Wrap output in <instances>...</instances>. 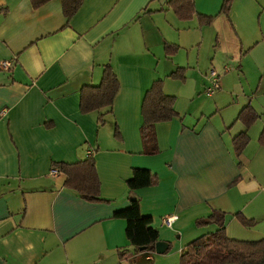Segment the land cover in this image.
Listing matches in <instances>:
<instances>
[{
    "label": "crops",
    "instance_id": "1",
    "mask_svg": "<svg viewBox=\"0 0 264 264\" xmlns=\"http://www.w3.org/2000/svg\"><path fill=\"white\" fill-rule=\"evenodd\" d=\"M169 2L83 0L66 22L61 0L38 9L0 0V63H11L0 69V264H179L188 243L217 230L196 226L216 210L229 239H264V0H233L227 17L223 0H195L197 14L214 17L207 26L179 19ZM221 65L233 69L207 100L208 72ZM105 66L119 81L112 109L82 113L81 89L97 86ZM178 70L184 81L171 78ZM157 81L177 116L155 126L157 152L146 155L141 105ZM238 84L246 88L234 97ZM245 107L258 116L249 126L237 119ZM242 132L249 142L236 157ZM91 150L100 201L64 187L54 168ZM135 169L158 183L130 191ZM131 198L166 253L133 254L126 221L114 216Z\"/></svg>",
    "mask_w": 264,
    "mask_h": 264
},
{
    "label": "trees",
    "instance_id": "2",
    "mask_svg": "<svg viewBox=\"0 0 264 264\" xmlns=\"http://www.w3.org/2000/svg\"><path fill=\"white\" fill-rule=\"evenodd\" d=\"M48 1L30 0V3L33 9H38ZM232 1L223 0L220 14L228 16ZM82 2L83 0H61V10L66 22L78 11ZM169 6L183 21L196 18L199 25L204 26L211 25L214 20L213 17H205L196 13L195 0H170ZM166 47L172 51L177 49L175 46ZM171 78L184 81L182 70L173 73ZM118 90L119 81L116 74L110 67L105 66L101 81L97 86H84L81 89V112L89 113L103 109L111 111ZM174 103L175 98L163 92L161 81L154 82L145 93L141 105L143 123L140 134L146 155L157 152L155 126L159 123L169 122L177 116ZM257 118L258 116L250 107H245L237 119L246 122L249 126ZM100 123H103L101 119ZM115 135L118 136L117 129H115ZM232 142L236 157H240L249 138L245 132H242L234 137ZM260 142H264V131L260 135ZM93 153L94 151L91 150L84 160L77 163L56 164L54 168L64 175V187L74 189L85 200L100 201L99 182ZM157 183L158 178L150 171L135 169L132 172V178L127 182V187L130 191H134L154 186ZM114 216L126 221L125 234L133 248V254L156 253L155 245L159 242L158 232L151 226V218L141 215L138 199L131 198L128 207L115 212ZM225 217L224 212L216 210L208 218L196 222V226L214 224L217 226V230L188 243L180 254L179 264H264V239L256 242L229 239L225 230ZM234 217L244 227H251L254 224L253 220H248L241 214H235ZM127 254H129L127 251L120 252L121 258Z\"/></svg>",
    "mask_w": 264,
    "mask_h": 264
},
{
    "label": "built area",
    "instance_id": "3",
    "mask_svg": "<svg viewBox=\"0 0 264 264\" xmlns=\"http://www.w3.org/2000/svg\"><path fill=\"white\" fill-rule=\"evenodd\" d=\"M11 66V63L8 62H1L0 63V69L7 71ZM230 69L229 68H225L224 72L227 73L229 72ZM209 85L206 87V89L204 90V93L207 97H212L216 91L219 89V75L216 73L215 70H210L208 73V78H207ZM58 174V171L56 170H52L51 171V175L55 176ZM176 220V216H169L166 219H164L163 224L166 227H171V225L173 224V222Z\"/></svg>",
    "mask_w": 264,
    "mask_h": 264
},
{
    "label": "rangeland",
    "instance_id": "4",
    "mask_svg": "<svg viewBox=\"0 0 264 264\" xmlns=\"http://www.w3.org/2000/svg\"><path fill=\"white\" fill-rule=\"evenodd\" d=\"M222 5V4H221ZM220 9H221V7H220ZM202 16H204V15H202ZM205 17H212V16H205ZM214 18V17H213ZM196 20V22H197V24L199 25V22H198V19H195ZM214 21V20H213ZM202 26V25H201ZM204 26H207V25H204ZM228 59L229 58H227V60L226 61H228ZM249 58H247V60H248ZM247 60H245V61H247ZM220 67H221V69H220ZM225 67H227V68H229V69H233L232 68V66H224V65H221V66H218V67H216V69H215V71L217 72V74L219 75V77L221 76L222 78L225 76V72L223 73V69L225 70ZM234 71V70H233ZM233 71H231V73H233ZM209 73V72H208ZM249 79H253V83H251L252 84V89H255V87H256V83H257V80H258V75L255 73H251L249 76ZM220 79V78H219ZM235 86V81L233 80V84H232V86L230 87V88H233ZM237 87L238 88H236V92L234 91V90H229L233 95H234V97H236L238 94H239V90L240 89H242L241 87H244V88H246V86H241V85H237ZM219 92V91H218ZM229 92V93H230ZM236 93V94H235ZM200 95H202V96H204L207 100H211L210 98H208V97H206L205 95H204V93L203 94H200ZM196 107H197V103H196V105H193V108H191V109H196Z\"/></svg>",
    "mask_w": 264,
    "mask_h": 264
},
{
    "label": "water",
    "instance_id": "5",
    "mask_svg": "<svg viewBox=\"0 0 264 264\" xmlns=\"http://www.w3.org/2000/svg\"><path fill=\"white\" fill-rule=\"evenodd\" d=\"M167 248H168V244L163 243V242H158L155 245V252L156 254H163L166 252Z\"/></svg>",
    "mask_w": 264,
    "mask_h": 264
}]
</instances>
